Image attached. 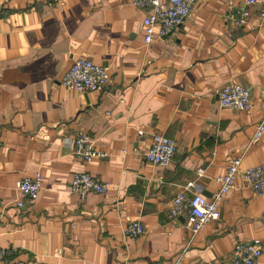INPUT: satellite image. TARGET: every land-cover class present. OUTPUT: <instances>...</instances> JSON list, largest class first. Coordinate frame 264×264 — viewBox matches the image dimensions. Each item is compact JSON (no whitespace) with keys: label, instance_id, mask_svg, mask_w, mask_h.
<instances>
[{"label":"crops","instance_id":"0c3cea01","mask_svg":"<svg viewBox=\"0 0 264 264\" xmlns=\"http://www.w3.org/2000/svg\"><path fill=\"white\" fill-rule=\"evenodd\" d=\"M244 2L199 0L147 46L149 10L130 0H0V244L14 249L0 264H229L239 245L264 246V195L240 178L221 218L196 235L186 213L169 214L190 183L188 195L212 198L237 156L264 167V135L252 142L264 117L263 1L238 26ZM79 57L109 68L103 91L63 85ZM229 82L250 89V109L220 105ZM79 131L100 154L88 162L65 142ZM156 133L177 145L164 166L144 156ZM36 170L43 189L32 202L16 182ZM79 171L109 183L107 194L72 193ZM135 221L143 233L126 235Z\"/></svg>","mask_w":264,"mask_h":264},{"label":"built area","instance_id":"2783aa9c","mask_svg":"<svg viewBox=\"0 0 264 264\" xmlns=\"http://www.w3.org/2000/svg\"><path fill=\"white\" fill-rule=\"evenodd\" d=\"M139 8H147L148 14L143 19L145 45H151L157 36L170 34L177 26L182 24L190 15L192 7L199 0H130ZM260 0H245L244 5L237 8L234 22L241 26L249 22L251 7ZM261 10V18L264 19V0ZM2 27L0 26V35ZM110 81L109 68L95 63L92 59L79 57L70 69L65 73L62 83L68 89H76L80 92L103 91ZM219 102L222 107L234 110H248L252 106L250 89L237 82L225 84L219 94ZM143 134V131L139 132ZM264 135V117L256 126L252 136V142L260 140ZM65 142L82 162H88L99 156V152L93 146V140L89 133L79 131L74 137L66 138ZM177 145L173 138L162 133L153 135V141L144 154L145 159L158 165L169 164L176 153ZM242 156L230 160L226 172L217 177L220 189L208 198L204 194L196 193L188 195L186 188L180 190L169 205V214L172 218H178L185 213L188 215V226L193 235H196L210 222L221 218L219 201L223 195L234 188L237 179H242L256 194L264 195V167L262 165L242 167ZM204 169H199L202 175ZM43 175L39 170L26 175L16 182V190L21 192L25 199L35 202L43 189ZM110 184L99 180L88 172H75L70 183L71 192L85 197L89 193L107 194ZM23 200L17 205L22 207ZM144 231L139 221L129 223L125 228V234L137 237ZM14 255V249L0 244V262H8ZM264 255V246L255 241L249 244L239 245L229 264H260ZM178 264V263H175Z\"/></svg>","mask_w":264,"mask_h":264}]
</instances>
